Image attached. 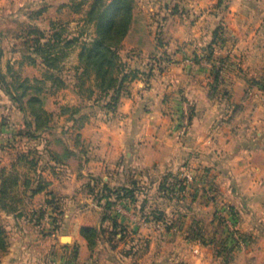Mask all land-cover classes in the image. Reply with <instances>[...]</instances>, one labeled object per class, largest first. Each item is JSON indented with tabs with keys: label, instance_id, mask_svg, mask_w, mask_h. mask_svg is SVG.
Here are the masks:
<instances>
[{
	"label": "crops",
	"instance_id": "0c3cea01",
	"mask_svg": "<svg viewBox=\"0 0 264 264\" xmlns=\"http://www.w3.org/2000/svg\"><path fill=\"white\" fill-rule=\"evenodd\" d=\"M74 2L0 0V50L6 53L4 37L25 27L47 34L71 20L66 32L78 34L72 21L79 14L68 8ZM192 2L188 14L166 16L162 45L149 16L134 14L122 51L137 49L156 65H137L142 74L114 112L98 111L80 127L68 122L64 132L72 138L63 136L59 149L48 143L57 159L42 172L46 189L32 198L56 212L39 231L34 226L33 236L16 238L1 264H264V0H228L218 21L217 0ZM49 9L56 14L46 15ZM220 20L225 32L215 37ZM183 113L188 125L179 136ZM185 170L194 172L195 186L180 183ZM203 172L214 202L194 188ZM120 189L133 198H117ZM108 202H115L110 210ZM224 208L234 213L241 248L215 228L214 215ZM18 224L22 230L25 223ZM86 227L116 232L103 255L82 236ZM27 242L45 246L39 254L26 250Z\"/></svg>",
	"mask_w": 264,
	"mask_h": 264
},
{
	"label": "trees",
	"instance_id": "16d2710c",
	"mask_svg": "<svg viewBox=\"0 0 264 264\" xmlns=\"http://www.w3.org/2000/svg\"><path fill=\"white\" fill-rule=\"evenodd\" d=\"M222 7L223 11L227 8L224 0H217L213 6V10L216 11V17L220 16ZM174 9L175 11H170L167 15L179 13L177 6ZM133 14L134 0H92L84 18L86 24L94 27L91 38L87 39L84 36V32L69 34L62 26L53 28L47 34L37 29L30 31V35H35L33 44L29 46L30 52L42 59L45 80L50 81L57 89L72 88L77 98L80 99L79 105L60 106V116H67V121L72 122L73 127H80L88 118L87 115L80 113L87 104L91 109L114 112L121 97L129 94L130 83L141 76L142 72L137 67H133L125 60L123 61L121 57L123 40L130 29ZM167 15L162 17L163 21H165ZM161 25L158 27L157 38L159 44L162 45ZM224 32L225 30L220 20L214 28L213 34L216 37L219 33L224 34ZM26 43L29 44L28 42ZM212 44L208 46L209 50H211ZM77 46L80 48V51L78 53V65L73 67V79L75 82L67 84L65 79L60 75H56V72L61 71L60 62L67 55V51ZM207 57L209 58L210 55ZM155 63H157V60H155ZM0 79L3 83L5 82L1 70ZM90 80L92 82L91 85L86 87V83ZM37 82L42 83V81ZM11 92L13 100L20 105L21 110L25 111L29 108V113L33 117L31 122L26 123V127L28 128L26 132L27 137H38L35 130L49 132L55 137L62 138L64 136L65 132L58 134L51 125L54 113L44 108L41 87H33L28 85L27 81H22L18 85H13ZM33 126L35 130L31 131ZM55 141L60 143V139L58 138ZM46 146L40 152V157H42V154L47 155L45 157V166L49 160L56 161L57 159L54 156L55 154L51 153ZM36 153V151L20 153L17 156V163L12 166L14 169L11 171V175L2 177L0 206L1 209L11 211L15 216H17L19 210L16 207V203L21 202L19 197L20 187L24 188L23 193H29V198L46 189L47 184L42 178V173H37L34 178L28 174V171H36L38 161L32 157ZM70 155L71 153L67 149H63V154L61 155L63 159H68ZM17 165L27 166L28 171L26 175L18 173ZM166 188L168 189V187ZM10 193L11 207L6 203V198L10 196ZM116 194L117 198H133L132 191H128V189H120L116 191ZM114 205L115 202H108L107 210H110ZM232 215L233 219L236 220L234 213ZM105 219L111 220L113 229L117 228L116 221L111 219L106 211ZM104 233V230L99 232L97 229L90 227L81 230V234L88 242L90 248H93L97 244V241L103 237ZM109 234L115 235L116 232ZM7 247L6 229L0 223V258Z\"/></svg>",
	"mask_w": 264,
	"mask_h": 264
},
{
	"label": "rangeland",
	"instance_id": "374dc122",
	"mask_svg": "<svg viewBox=\"0 0 264 264\" xmlns=\"http://www.w3.org/2000/svg\"><path fill=\"white\" fill-rule=\"evenodd\" d=\"M85 1H88L84 3ZM92 0H75L73 6H69L68 8H73L75 13H78L77 19L72 22L77 23L76 31L77 33L84 32V36L89 39L92 37L94 27L92 25H88L85 23L84 18L86 16L87 8L89 7V3ZM192 1V0H191ZM190 0H134V14L137 15V18H143L149 16V29L152 35H155V39L158 41L157 32L159 31V25L162 26V40L166 39L165 32L167 31L165 26V21L162 20V17L167 15L170 11H175L174 7L177 6V11L181 14H188L190 11V6L194 7V3H191ZM228 0H224V3L227 5ZM262 10V8H260ZM258 9V10H260ZM72 10V9H71ZM36 10H29L30 14H35ZM264 11V10H262ZM188 12V13H187ZM191 12V11H190ZM223 7L220 12V16L216 17V21H218L223 14ZM259 12V11H258ZM216 13V12H215ZM55 9L48 10L46 15L54 16ZM133 14V16H134ZM82 15V16H81ZM66 16V15H65ZM84 16V18H83ZM82 17V18H81ZM66 19H71L70 16H67ZM77 20V21H76ZM133 21V20H132ZM259 23V20L256 21V24ZM264 23V22H263ZM262 23V25H263ZM27 26V25H25ZM66 31H73L71 27V20L62 21L61 25ZM160 26V27H161ZM34 28H26L20 32V34L9 35L4 37L5 39L1 40L3 43V47L6 50V53L1 50L0 53V70L4 77L5 82L3 83L0 79V186H2V177L11 175L12 168L15 163H17V156L20 153H28L30 151H36V155L32 157L38 161L36 171H28L27 166L25 165H17V170L20 175L30 174L33 178L36 177L37 173H42L45 167V157L47 155L41 153L43 148L46 145L54 144L56 148H60V145H63V137H55L49 132H41L35 130L34 126L31 128V131H36V136L38 137H27V127L26 123L31 122L33 120L32 115L29 113V108L25 111L21 110L20 105L16 103L12 98L11 87L13 85H18V83H22V81H27L28 85L33 87H41V96L44 99V108L47 111L53 112L54 117L52 118V127L54 129L64 132L65 127H69L67 123L66 117H61L60 113V105L63 101H70L71 99L74 100L76 104L79 105V100L75 93H73L70 87L66 88H59L57 89L54 87L50 81L45 80L44 78V66L42 59L39 56H36L30 52V44H33V39L35 35H30V31ZM28 42L29 44H27ZM123 45V44H122ZM77 47H73L67 51V55L64 59L60 62L61 71L56 72V75H60L65 82L72 83L75 82L73 79L74 70L73 67L78 65V56L76 53ZM80 49V48H79ZM11 50V51H10ZM80 51V50H79ZM79 53V52H78ZM122 60L127 61L133 67H137L138 64H150L153 63L156 65L154 57L148 59V56H142L139 51L130 49V50H123L121 52ZM77 58V63L75 62ZM76 63V64H75ZM37 81H42V83H38ZM91 80L86 83V87L91 85ZM61 90H66V94H63ZM264 91V87L262 89ZM61 92V93H60ZM75 94V95H74ZM83 115H87L88 118L84 121L87 123L90 119H95L98 116V110L91 109L88 104L82 109L80 112ZM102 116V114H99ZM72 124L71 122H69ZM75 133V132H74ZM64 136H67L70 140L72 138L73 133H64ZM180 136V135H179ZM56 138L60 139V142L57 143L55 140ZM67 139V138H66ZM74 140V137H73ZM49 143V144H48ZM52 144V145H53ZM63 154V153H62ZM187 171V170H185ZM192 176L194 177V181L192 183H187L188 185L195 186V174L193 171ZM185 172H183L184 174ZM183 177V175L181 176ZM198 180V185L194 187L196 190L198 189L199 192H202L206 200H210L214 202L215 199H212V195L216 194L215 188L210 185L209 180H207L206 174L203 172L200 174ZM182 179V178H181ZM90 181V180H89ZM185 182V181H184ZM183 183V182H182ZM193 188V187H192ZM24 188H19L20 199L21 202L16 203V207L19 208L17 212V216L11 213V211H6L1 209L0 206V223L5 227L6 234H7V241L8 247L6 251L1 254V257L7 256V252L11 251V246L13 243L17 242L15 239H19L21 234L24 232L25 235H34L33 229L34 226H38L37 230L39 231L41 222H46L53 218V214H55V210L49 209L46 206V202H40L38 199L29 198V193H23ZM216 198V195L215 197ZM6 203L11 207V193L10 196L6 198ZM46 206V207H45ZM226 213V214H225ZM224 215H228L224 219ZM220 217V219H218ZM233 217L231 211L225 210L224 214L221 209L217 210L216 214L214 215V221L216 224V229L220 231L222 235L223 241L227 242L230 247L232 246L231 242L226 240V231L224 230L225 226L227 225V221H229ZM18 223H25L22 228ZM232 224V223H231ZM235 228V225L232 224ZM236 231H238L236 229ZM38 234H41L38 232ZM110 237L109 233H104L103 237L100 241H97V244L93 246V252H97L103 255L105 251V244L106 240ZM226 240V241H225ZM12 241V242H11ZM65 243V242H63ZM32 244V243H31ZM30 242L24 244L26 250L32 252L36 251L39 253L44 249L45 245H31ZM244 244V243H243ZM39 247V248H37ZM41 253V252H40ZM39 253V254H40ZM1 259V258H0ZM1 264V263H0Z\"/></svg>",
	"mask_w": 264,
	"mask_h": 264
},
{
	"label": "built area",
	"instance_id": "2783aa9c",
	"mask_svg": "<svg viewBox=\"0 0 264 264\" xmlns=\"http://www.w3.org/2000/svg\"><path fill=\"white\" fill-rule=\"evenodd\" d=\"M178 120V130L177 133L180 136H183L186 132L187 129V125H188V118H187V114L183 113L180 116L177 117ZM188 171V170H187ZM184 171L185 173L183 174L182 180L184 183H192L194 181V177L192 176V172H187ZM216 194L212 195L215 197ZM214 197H212V199H215ZM226 208L222 209V212L224 214ZM118 211L123 213L124 209L123 207H119ZM226 214V213H225ZM228 215H224V219L225 217H227ZM218 219H220V217H218ZM226 220V219H225ZM235 225V228L232 226V224ZM224 230L226 231V240H228V242L232 243V246H234V248H241L243 246V242L242 239L240 237V234L238 233V231H236V221L233 219V217L227 221V225L225 226Z\"/></svg>",
	"mask_w": 264,
	"mask_h": 264
},
{
	"label": "water",
	"instance_id": "95a60500",
	"mask_svg": "<svg viewBox=\"0 0 264 264\" xmlns=\"http://www.w3.org/2000/svg\"><path fill=\"white\" fill-rule=\"evenodd\" d=\"M70 239H71V238H70L69 236H63V237H62V241L65 242V244H66V243H69V242H70Z\"/></svg>",
	"mask_w": 264,
	"mask_h": 264
}]
</instances>
